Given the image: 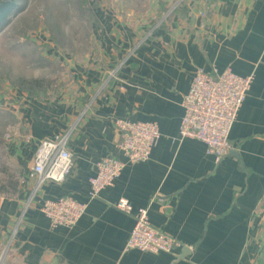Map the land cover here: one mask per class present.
<instances>
[{
    "label": "crops",
    "instance_id": "obj_1",
    "mask_svg": "<svg viewBox=\"0 0 264 264\" xmlns=\"http://www.w3.org/2000/svg\"><path fill=\"white\" fill-rule=\"evenodd\" d=\"M133 19H101L100 53L72 72L83 94L68 112L37 105L31 114L24 106L25 133L8 144L24 182L0 198V264L264 261V0H183L150 28ZM197 68L253 75L222 158L198 140L178 139L182 97ZM117 119L156 122L160 137L146 161L127 163L112 186L90 198L95 162L109 155L125 161ZM65 132L71 171L61 183H43L25 207L38 142ZM63 195L86 209L73 227L52 228L39 202ZM120 198L133 210L147 207L152 226L180 246L172 253L124 251L133 218L115 207Z\"/></svg>",
    "mask_w": 264,
    "mask_h": 264
},
{
    "label": "rangeland",
    "instance_id": "obj_2",
    "mask_svg": "<svg viewBox=\"0 0 264 264\" xmlns=\"http://www.w3.org/2000/svg\"><path fill=\"white\" fill-rule=\"evenodd\" d=\"M182 1H15L9 21L0 27V198L21 185L22 163L9 157L8 144L25 133L24 106L31 114L37 105L68 112L71 100L83 94L72 72L91 66L100 53L101 19L133 15L150 28Z\"/></svg>",
    "mask_w": 264,
    "mask_h": 264
},
{
    "label": "built area",
    "instance_id": "obj_3",
    "mask_svg": "<svg viewBox=\"0 0 264 264\" xmlns=\"http://www.w3.org/2000/svg\"><path fill=\"white\" fill-rule=\"evenodd\" d=\"M253 75H238L230 68L218 73L197 68L187 92L182 97L183 115L179 124L178 139H193L205 145L207 154L222 158L232 148L230 129L246 98ZM119 134L117 147L125 161L117 156H104L94 164V174L88 178L89 197L95 198L101 190L110 187L120 176L124 166L146 161L160 137L159 127L153 121L117 119ZM69 132L41 139L35 149L27 178L33 187L25 207L32 204L41 185L47 181L61 183L72 169L73 155L68 149ZM21 184L24 179L20 180ZM86 203L69 195L39 202V210L52 228L73 227L82 217ZM115 207L133 218L124 251L139 250L150 253H172L179 241L153 227L148 208L133 210L128 199L120 198Z\"/></svg>",
    "mask_w": 264,
    "mask_h": 264
},
{
    "label": "trees",
    "instance_id": "obj_4",
    "mask_svg": "<svg viewBox=\"0 0 264 264\" xmlns=\"http://www.w3.org/2000/svg\"><path fill=\"white\" fill-rule=\"evenodd\" d=\"M16 0H0V27L10 19V14L16 6Z\"/></svg>",
    "mask_w": 264,
    "mask_h": 264
}]
</instances>
